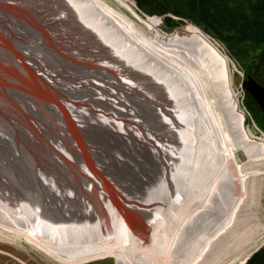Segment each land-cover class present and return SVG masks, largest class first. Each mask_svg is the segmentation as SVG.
Returning <instances> with one entry per match:
<instances>
[{
  "label": "rangeland",
  "instance_id": "1",
  "mask_svg": "<svg viewBox=\"0 0 264 264\" xmlns=\"http://www.w3.org/2000/svg\"><path fill=\"white\" fill-rule=\"evenodd\" d=\"M137 7L162 17L166 32L187 22L198 26ZM105 19L80 0H0V189L42 206L57 228L73 226L77 205L83 214L116 209L114 202L136 216L158 217L173 204L193 213L190 206L216 191L225 174L211 149L200 157L202 129L177 101L186 94L164 88L154 60L137 74L130 62L145 55L133 43L122 46ZM219 44L234 73H245L227 44ZM240 93L247 126L264 136L243 106V88ZM78 226L103 237L101 227ZM0 231V264H69L19 233ZM227 231L194 264L244 263L260 232L234 220ZM83 264L115 263L108 257Z\"/></svg>",
  "mask_w": 264,
  "mask_h": 264
},
{
  "label": "bare ground",
  "instance_id": "2",
  "mask_svg": "<svg viewBox=\"0 0 264 264\" xmlns=\"http://www.w3.org/2000/svg\"><path fill=\"white\" fill-rule=\"evenodd\" d=\"M80 1L103 12L105 21L122 38V46L133 43L136 53L142 50L145 58L130 62L137 74L143 76L141 64L147 66L148 60H154L160 68L158 77L166 82L164 88L186 94L177 101L180 111L191 115L202 129L204 141L198 134L200 157L211 149L213 162L224 177L216 191L210 189L197 199L198 205L190 206L193 213L173 204L158 217L150 213L136 216L114 202L116 209L97 208L83 214L77 205L80 210L74 206L75 218L69 217L73 226L68 229L57 228L42 206L0 189V230L19 233L61 263L83 264L111 257L115 264H194L220 234L227 238V227L234 220V224L252 225L255 236L260 232L246 256L252 254L264 245V136L246 124L239 99L243 82L235 81L232 57L221 42L193 23L166 32L163 18L143 14L135 0ZM237 73L244 81L242 73ZM160 196L164 202L166 194L162 191ZM84 221L101 227L103 237L78 226ZM244 263L239 258L234 262Z\"/></svg>",
  "mask_w": 264,
  "mask_h": 264
},
{
  "label": "trees",
  "instance_id": "3",
  "mask_svg": "<svg viewBox=\"0 0 264 264\" xmlns=\"http://www.w3.org/2000/svg\"><path fill=\"white\" fill-rule=\"evenodd\" d=\"M135 1L145 13H171L194 21L209 35L227 44L232 56L244 65L246 76L252 75L264 84V0ZM168 23L171 27L179 24ZM244 102L264 131V113L258 104L248 93ZM248 264H264V250L256 253Z\"/></svg>",
  "mask_w": 264,
  "mask_h": 264
},
{
  "label": "water",
  "instance_id": "4",
  "mask_svg": "<svg viewBox=\"0 0 264 264\" xmlns=\"http://www.w3.org/2000/svg\"><path fill=\"white\" fill-rule=\"evenodd\" d=\"M235 81L239 85L243 82V85L248 93L252 96V98L257 102L261 110L264 112V84L259 82L252 75H248L243 81V78L238 73L235 74Z\"/></svg>",
  "mask_w": 264,
  "mask_h": 264
}]
</instances>
